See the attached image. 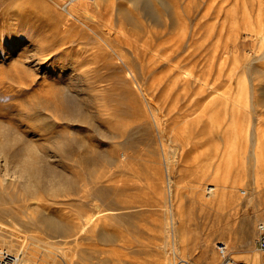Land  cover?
<instances>
[{
	"label": "rangeland",
	"instance_id": "374dc122",
	"mask_svg": "<svg viewBox=\"0 0 264 264\" xmlns=\"http://www.w3.org/2000/svg\"><path fill=\"white\" fill-rule=\"evenodd\" d=\"M20 1L5 0L3 5L12 11L0 13V40L10 18L16 21L18 39L11 42V50L0 53V180L7 184L0 185V193L18 196L28 191L32 181L20 174V167L34 155L55 173L49 179L34 177L47 189L41 203L18 201L22 205L17 214L0 212V248L12 254L24 251L27 264H65L73 251L75 260L84 257L87 264H179L180 258L189 264H221L216 245L222 242L232 261L264 264V252L255 243L257 225L264 222V168L255 167L256 151L264 153V0H141L139 6L110 0L111 6L132 11L138 19L137 25L125 24L132 27L131 39L174 54L194 51V74L221 94L210 96L223 137L210 135L200 120L193 124L189 141L185 136L173 139L170 110L183 106L184 93L193 96L198 85L179 81L177 70L170 67L173 61L144 58L133 67L143 98L128 79L120 80L124 74L119 68L103 71L95 65L90 52L99 49L93 22L100 13L92 2L43 0L44 6L38 0ZM116 10H111L114 17L122 19ZM15 69L32 76V86L23 92L10 80ZM77 104L81 109L75 113ZM88 113L93 126L83 120ZM59 139L75 141V152L81 158L93 154L95 162L66 159L55 150ZM112 154L117 168L108 160ZM65 178L75 187L65 189ZM214 184L235 191L220 209L213 197L201 198L198 191L207 194L205 188ZM40 214L69 219L76 230L86 216L97 214V221L121 239L106 246L86 230L78 241L58 237L37 222ZM131 214L136 215L134 230L127 228ZM246 215L248 225L242 220ZM58 248L64 256L55 254ZM166 250L169 261L164 259ZM111 252L115 257L108 261Z\"/></svg>",
	"mask_w": 264,
	"mask_h": 264
},
{
	"label": "bare ground",
	"instance_id": "6f19581e",
	"mask_svg": "<svg viewBox=\"0 0 264 264\" xmlns=\"http://www.w3.org/2000/svg\"><path fill=\"white\" fill-rule=\"evenodd\" d=\"M87 1L92 2V4H94L95 8L100 13V16L98 17V19L97 20L95 19L96 21L93 22V24L95 23L94 24L95 26L96 25L98 26V27L96 26V28H95V34L97 35V37L100 40L99 49L90 52L91 57L94 60L97 68L98 69H105L103 71H106L109 66L113 67L114 69L119 68L120 70H117V72H121L124 74L123 76L122 75L119 76L120 80L128 79L132 83V85L137 90L140 91V93L142 94V96L144 98L145 94L143 93V90L141 89V86L138 82L137 75H135V73L132 70L133 67H135L138 64L141 65L144 58H148L151 61V63L158 62V63L172 64V61H173L174 64H173V66H170V67L172 68V71L177 70L175 74L177 75L179 81H183L186 86H188L189 84H192V83L198 85L196 87L197 88L196 90H194V91L189 90V91H192L193 96H191V94L189 92L187 94L184 93V98L186 95L187 101L183 106H181V107L173 106V108H171V110H170V113H171L170 114V120H171L170 127L172 130L173 139L179 140L180 137L185 136L186 140L189 141L192 134H193V132H192L193 124L196 123V125H199L200 120H202L201 123L203 125V128H205L210 133V135H212L213 137H216V138L223 137L224 129H223V126L221 124V121L218 118L215 119L216 116L218 115V111L212 113L211 102L213 100H211V96H210V95H213L215 93L217 94V96H219L221 94H219L218 90L209 88L208 82L204 78L198 77L194 74L195 68L197 66V61L194 58L195 52L194 51H187V52H180L178 54H174L173 52H171V51L168 52L167 50L161 51V49L158 48V46L151 45L148 41H144L143 43H138L137 41L131 39V30H132L131 28L132 27L127 28L125 26V24H127V25L131 24L130 26H134V25H137L139 23L138 19H135L134 13L132 11L124 10V9H121L120 7H115L114 5L111 6L110 0H87ZM102 1H103V4H102ZM123 1L124 2L131 1L134 5L137 4V6H139V2L141 0H123ZM4 3H5V0H3V1L0 0V13H4L5 11H7V12L12 11V9L9 6L3 5ZM59 3L61 4L62 2L59 1ZM23 4L24 3H21V5H23ZM36 4H40V5L43 4L44 5V1L38 0V2ZM63 6H65V4ZM108 6H111L110 11L108 10L109 9ZM113 8L118 10V11L117 10L116 11L119 14H121L120 16L122 17V19L114 17L115 13L113 14L111 11ZM61 11H63V10H61ZM66 11H67V9H66ZM22 17H23V15L19 16V18H22ZM6 22H9L10 26H9V29H6L7 31H5V33H4L5 35L2 34V40H0V53H2V52L7 53L9 50H11V45H10L11 42L15 43L18 40L16 38V28H17L16 21H13L14 23H12V20L10 18L9 20H6ZM85 27L89 28L86 25H85ZM7 38H10L9 39L10 42L7 40ZM2 42H5V43H2ZM7 42H9V43H7ZM40 47H44V46L41 45ZM22 57L27 58V55L24 54ZM45 58H46L45 54H43L38 59L40 60L41 63H44ZM25 62L26 61L24 60L23 63H25ZM93 69H96V67H94ZM79 75H81V74H79ZM9 77H10L11 81L17 82L19 84L18 87L22 88L21 92L25 91L24 90L25 86H28V87L32 86V83H33L31 74H29V73L23 74L21 71H18L17 69H15L13 71V74H11ZM36 81H37V85H39L40 82L38 80H36ZM43 82H44V80H43ZM43 82L41 83V85L43 84ZM77 82H78V80H77ZM124 91H126V89ZM75 94H77V93H75ZM70 99L74 101L75 100L74 95L70 96ZM65 101H66V99H65ZM67 102H68V100H67ZM80 103L83 104V102H80ZM62 109L64 111V108H62ZM80 109H81V107L78 106V104L74 106V110H76L75 113H78V111H80ZM100 114H102L101 111H98L97 115H100ZM89 115L91 116V114L88 113V116H86V118H84L83 120L88 121L87 123L90 124L91 126H93L94 125L93 120L89 117ZM179 116L183 117V120L178 121L177 119ZM83 117H84V115H83ZM72 118H74V115ZM95 122L98 123V121H95ZM95 127H97V126H95ZM98 128H97V130H98ZM95 130H96V128H95ZM58 137H59V135H58ZM75 141H76V139H75ZM75 141L68 140L67 142H64L61 139H59V141L56 142V146H54L55 150L63 152L64 155L66 154L65 158L69 159V160L71 159L72 161H74V163H75V161L81 162L80 160H82V162H84V163L95 162V159L97 158L95 155L91 154L89 157H86V158L84 157L85 156L84 155L83 156L84 158H81L80 157L81 154L78 155V153L75 152L77 150ZM167 141H169L168 137H166V142ZM53 143L50 142V146ZM7 145L8 144L5 143V146H7ZM53 145H55V143ZM77 145H78V143H77ZM92 146H93V144H92ZM20 150H21V148H19L17 151L20 152ZM7 152H4V154L7 156H11L10 155L11 152L10 153L9 152L7 153ZM15 154H16V152H15ZM34 156L31 157L29 160H25L22 163V166L20 167V174H23L24 177H26L27 179H31V181H32L29 184L27 183L28 191L22 192V194H20L18 196H15V195L3 196L0 193V206L8 204V203H11L14 205V206H10L8 208L1 207L0 212L1 211H6V212L10 211V212H13L12 214H17L16 210L19 209L22 204H18L16 202H18V201H21V202L35 201V202L41 203L43 200H45L44 192L46 193L47 189L44 187V182H42L40 179L34 180V177L37 178L36 177L37 175H41L42 178L47 177L46 179H49V178H51V176H53V174L55 172H53L54 170H53L51 165H49L48 163H44L43 161L38 162L36 155H34ZM222 159L223 158H221L219 156V165L221 167L225 168V161ZM255 159H256V165H255L256 169L258 170L259 167L264 168L263 150L256 151ZM108 160H110L114 164L113 166H115L117 168V166H118L117 165V161H118L117 156L112 154L111 156L108 157ZM40 163H43V164H40ZM173 163L176 164V160H173ZM77 176H78V174H77ZM65 179L62 180V182H64L63 184H65V186H64L65 189L66 188L68 189L69 186H70V188L75 187L73 182H70V180H67V179L65 180ZM63 184H62V186H63ZM66 184H67V187H66ZM0 185L3 186V188L7 185V184L6 185L4 184L3 178L0 180ZM65 189H63V188L59 189L58 188V190L56 189V191H62L63 190V192H64ZM198 191H199L201 198L205 197L206 195H210L211 197H213V204L218 209H220L223 205H225V201L227 200L228 194L229 193L234 194V192H235L234 190L227 188L226 185H222V184H214V185L208 186L207 188H205V192L207 194H204V195L200 193L199 187H198ZM72 192L75 193L76 190H73ZM64 194H65V192H64ZM206 202L209 203V201H206ZM232 205H235V204H232ZM41 207H47V205H44ZM232 207H230V208H232ZM235 208L237 210V207H235ZM228 210H229V208H228ZM107 212H108V210H107ZM97 214H91V215L86 216L83 219V223L81 224V226H78L79 228L77 230H76L77 224H73L71 222V220L64 219V218H62V219L57 218L51 214H46V215L40 214L38 216L37 222H39L51 234H54L55 236H58V237L68 238L69 236H72V237H74L73 241H78L77 239H79V235H81V233L84 230H86L87 232H90V231L93 232L96 239L98 240V242L105 244L106 246H108V245L114 246V245L119 244L120 239H121L120 235L116 234L113 229L111 230L110 226H109L110 229H108V227L105 225L104 222L103 223L98 222L97 216H96ZM128 216H129V219H127L126 221H128L130 223V226L127 228L134 230L135 228L133 226L134 225L133 219L136 218V215L131 214ZM137 218L140 221L143 220L142 216H139ZM242 220H243V224L248 225L250 222V216L246 215L242 218ZM82 244L84 245V243L80 241L79 245H82ZM97 244L98 243H96V245ZM93 245L95 246V243ZM111 246H109V247H111ZM175 246L176 245H173V250H172L173 255L178 256L176 253L177 251H176ZM85 247H88V246H85ZM99 247H101V246H99ZM95 249H97V246ZM103 250H105V249H103ZM109 250H111V249H109ZM99 251H100V249H99ZM167 252H169V250L165 251L166 255H164V259H166V260H168ZM9 253H11V252H9ZM114 253L111 252V253L106 254V258L108 261L112 260L115 257ZM55 254L56 255L58 254L60 256L61 255L64 256L65 251L62 248H58L57 253H55ZM116 255L118 257H121V256L123 257L122 254L116 253ZM125 256L128 257V255H125ZM75 258L76 257H75L74 251H73V252H71V255L69 257L67 256L64 259L65 264H87V262H88V261L86 262L84 260L85 259L84 257L80 258V256H79V258H80L79 259L77 256V258L79 260H75ZM180 260H181V262L179 264H185V262H186V264H188L187 261H185L184 259L180 258ZM27 261L28 260L26 258V253H24V251H21V253H19V254H14L13 264H27ZM103 261H104V258L101 259L99 261V263H103ZM164 264H165V260H164Z\"/></svg>",
	"mask_w": 264,
	"mask_h": 264
},
{
	"label": "built area",
	"instance_id": "2783aa9c",
	"mask_svg": "<svg viewBox=\"0 0 264 264\" xmlns=\"http://www.w3.org/2000/svg\"><path fill=\"white\" fill-rule=\"evenodd\" d=\"M255 243L257 249L264 252V222H259L257 225V239ZM216 250L221 257V264H244L241 262H234L228 257L227 246L224 243H217ZM13 262L14 254L9 253L5 248H0V264H13Z\"/></svg>",
	"mask_w": 264,
	"mask_h": 264
},
{
	"label": "crops",
	"instance_id": "0c3cea01",
	"mask_svg": "<svg viewBox=\"0 0 264 264\" xmlns=\"http://www.w3.org/2000/svg\"><path fill=\"white\" fill-rule=\"evenodd\" d=\"M246 260H248V261H252V260H253V258H250V259H246Z\"/></svg>",
	"mask_w": 264,
	"mask_h": 264
}]
</instances>
